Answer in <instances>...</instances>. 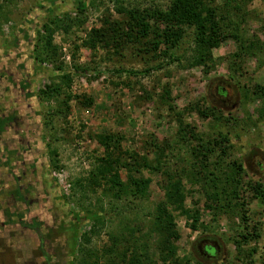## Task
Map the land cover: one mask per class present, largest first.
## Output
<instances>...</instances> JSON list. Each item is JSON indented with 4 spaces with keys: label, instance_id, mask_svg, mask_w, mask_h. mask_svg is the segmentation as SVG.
Returning a JSON list of instances; mask_svg holds the SVG:
<instances>
[{
    "label": "rangeland",
    "instance_id": "rangeland-1",
    "mask_svg": "<svg viewBox=\"0 0 264 264\" xmlns=\"http://www.w3.org/2000/svg\"><path fill=\"white\" fill-rule=\"evenodd\" d=\"M47 2L49 0H0V44L7 50L13 49V38L20 31L21 24L34 17L41 24L36 56L42 60L48 56L53 59L55 55L53 62L43 61L46 72L62 66L64 71L73 73L70 87L47 74L36 85L43 129L47 135L48 169L56 183L50 205L54 206L59 222L51 231L45 248L46 256L40 254L36 236L21 234L19 230L16 233L10 230L1 233L0 264H96L97 261L106 264L105 252L113 244L110 237L123 234L127 238L123 241L125 250L131 246L133 251L138 249L142 252L146 246L151 260H157L154 250L156 237H149L148 230L164 197L160 185L162 176L144 170L143 175L151 181L145 195L124 197L116 206L111 197L104 195L103 186L90 181L98 160L105 153L96 136L119 134L123 136V151L151 158L152 153L148 154L151 152L148 148L151 136L159 140L174 139L176 119L159 109L157 103L166 84L171 87L172 100L179 112L198 105L206 108V104L219 111L216 118L208 119L200 118L196 112L185 113L184 120L200 134L228 135L234 145L230 161L237 160L245 165V183L252 180L264 182V120L258 114L261 102L253 101L248 88L252 84L264 85V53L258 59L242 64L234 74L229 67V57L238 46L234 40H227L212 51L215 65L206 75L203 68L189 66L196 43L194 29H187L174 51L180 63L170 64L168 56L164 55L158 61L146 62L136 55L134 47L124 48L118 54L113 45L92 48L86 42L93 30L104 26L105 20L121 18L118 9H137L151 15L158 10L166 11L171 0H91L84 14L71 12L70 8H74L78 0H64L67 8L56 5L51 17L47 13ZM246 10L248 21L243 25L242 33L250 40L258 35L264 43L261 32L264 0L250 1ZM154 21L151 23L156 25ZM46 23L49 24L47 32L42 27ZM49 36L52 38V49L42 41ZM158 65L160 69L143 75L145 70L155 69ZM84 70L89 71V75H74ZM115 70L135 74H116ZM99 71L104 73L96 77L95 73ZM233 75H236L234 80L231 79ZM54 85L60 88L59 94H43ZM219 87L224 88L226 95L218 94ZM68 96L71 98L69 113L57 115L55 112L62 110V102ZM84 100H89L90 105H85ZM184 152L185 157L189 155L190 158L187 150ZM173 167L174 171L180 169L175 164ZM182 176L186 206L199 210L200 222L194 230L190 220L175 213L181 235L177 243L178 256L189 259L190 264H196V260L201 264L264 263V200H254L250 190L244 193L243 196L250 202L245 225L239 211H222L215 216L198 193L201 186L193 184L187 174ZM121 177L126 182L127 172L121 170ZM99 209L106 211L104 223H81L72 232L70 217L74 218L73 213ZM60 227H65L63 232ZM255 227L260 239L243 242L237 237L247 234V231L253 233ZM237 239L241 242L240 246L235 243ZM207 245H214L217 253L207 255L204 252ZM132 255L129 250L127 258L118 260L119 263L128 264Z\"/></svg>",
    "mask_w": 264,
    "mask_h": 264
},
{
    "label": "trees",
    "instance_id": "trees-1",
    "mask_svg": "<svg viewBox=\"0 0 264 264\" xmlns=\"http://www.w3.org/2000/svg\"><path fill=\"white\" fill-rule=\"evenodd\" d=\"M90 1L78 0L77 5L70 8L71 12L86 13L91 5ZM250 1L253 0H171L166 11L158 10L151 15H145L137 9H118L121 18L105 20L102 28L93 30L86 44L92 48L98 45L108 48L113 45L118 54L124 48L134 47L136 55L146 62L158 61L164 55L168 56L170 64L180 63V58L175 57L177 53L174 51L179 47L186 30L194 29L196 49L189 66L203 68L204 73L209 74L215 65L212 51L220 48L223 42L232 39L238 46L237 51L229 57L230 70L235 74L241 69L242 64L250 59H258L264 53V43L258 35H254L250 40L246 39L245 34L242 33L243 25L248 21L249 14L246 8ZM47 5L49 6L47 13L50 17L54 15L53 9L56 5L67 8L64 0H49ZM152 20H155L156 25L151 23ZM40 26L41 24L33 17L21 24L18 33L21 36L25 35L29 45L30 63L37 61L42 68L43 61L53 62L55 55L53 59L48 56L42 60L40 56H36L37 34ZM42 27L43 31L47 32L49 24L46 23ZM161 27L165 29L162 30ZM261 32L264 34V25H262ZM50 36L43 38L42 41H45L48 48L52 49ZM157 69H160V65L155 69L145 70L143 75H149ZM103 73L99 71L95 74L96 77H101ZM114 73L135 74L124 70H115ZM46 74L60 79L66 87L71 86V74L73 73L64 71L62 66H57ZM75 74L89 75V71H77ZM236 75H233L231 79L234 80ZM248 88L253 101L261 102L258 114L260 119L264 120V85L252 84ZM59 89L54 85L49 88V93L46 91L43 94L47 96L59 94ZM218 94L226 95L224 88L219 87ZM68 97L62 102V110L55 112L57 115L69 113L71 98ZM157 103L159 109L165 110L176 119L177 132L174 139L159 140L155 136L150 137L148 148L151 152L148 154L152 153V158L149 155L141 156L137 153L123 151V136L119 134L105 133L96 136L105 148V153L98 160L90 183L103 186L104 195L113 199L115 202L113 205H119L124 197L128 199L145 195L151 181L143 175L144 170L159 173L162 176L160 185L164 193L163 200L157 206L151 228L148 230L149 237H156L154 250L157 253V260H151L149 249L146 246L142 252L138 249L133 251L131 246L125 250L123 242L125 234H123L110 237L113 244L112 248L105 252L106 264H120L118 260L126 259L129 250L133 255L128 264H190L189 259L184 260L178 256L177 243L181 235L175 213H180L190 220L194 230L200 222V213L199 210L188 209L186 206L187 197L183 185V173L187 174L193 184L201 186L198 193L209 209L215 212V216L222 211H239L238 214L246 225V213L250 202L243 196L244 193L250 190L254 194V200H264L263 180L253 181L251 179V183H245L247 175L245 165L237 160L230 161L234 145L229 136L223 133L200 134L194 126L184 120L185 113L196 112L200 118L208 119L216 118L219 111L206 104V108L198 105L196 108L179 112L173 103L169 84L162 87ZM84 104L90 105L89 100H86ZM184 150H187L190 158L189 155L188 158L185 157ZM173 164L180 169L174 171ZM121 170L127 172L126 182L122 180ZM83 213H77L78 226L89 222L102 224L106 219L105 209ZM246 227L248 229V226ZM237 237L243 242H248L260 239V233L255 227L253 233L247 231V234H239ZM235 243L241 245L238 239ZM204 252L213 256L217 253V249L214 245H207ZM96 264L99 262L97 261ZM196 264L201 263L196 260Z\"/></svg>",
    "mask_w": 264,
    "mask_h": 264
},
{
    "label": "flooded vegetation",
    "instance_id": "flooded-vegetation-1",
    "mask_svg": "<svg viewBox=\"0 0 264 264\" xmlns=\"http://www.w3.org/2000/svg\"><path fill=\"white\" fill-rule=\"evenodd\" d=\"M13 42L9 50L0 44V234L30 233L46 256L51 231L59 222L50 205L56 183L48 169L47 135L36 91L47 70L37 61L30 63L25 35L16 33ZM73 215L72 232L78 226Z\"/></svg>",
    "mask_w": 264,
    "mask_h": 264
},
{
    "label": "built area",
    "instance_id": "built-area-1",
    "mask_svg": "<svg viewBox=\"0 0 264 264\" xmlns=\"http://www.w3.org/2000/svg\"><path fill=\"white\" fill-rule=\"evenodd\" d=\"M60 181H62V180H60Z\"/></svg>",
    "mask_w": 264,
    "mask_h": 264
}]
</instances>
